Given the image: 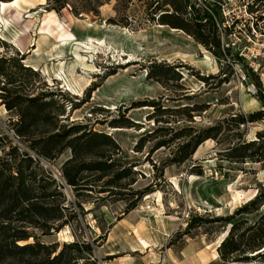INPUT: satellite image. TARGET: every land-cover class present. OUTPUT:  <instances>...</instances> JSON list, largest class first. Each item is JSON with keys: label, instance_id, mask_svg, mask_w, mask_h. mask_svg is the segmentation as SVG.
<instances>
[{"label": "rangeland", "instance_id": "1", "mask_svg": "<svg viewBox=\"0 0 264 264\" xmlns=\"http://www.w3.org/2000/svg\"><path fill=\"white\" fill-rule=\"evenodd\" d=\"M39 2L6 8L0 56H16L37 72L32 84L37 91L54 92L62 123H82L111 135L120 146L115 159L135 172L111 196L65 188L69 200L85 201V213L75 205L79 221L42 235V242L59 243L60 250L77 241L63 258L70 264H264V247L241 252L240 261H223L218 252L233 223L238 239L264 214V156L242 162L224 153L239 132L243 140H257L255 148L264 155V118L233 126L228 139L221 134L219 141L206 140L185 163L170 161L190 138H173L178 130L191 128L195 134L232 115L264 108V54L246 59L228 52L221 58L192 32L162 23L160 16L167 12L189 23L184 0H45L29 9ZM173 4L184 7L177 12ZM88 37L103 42H88ZM65 40L70 45L64 46ZM77 52L95 68L77 63ZM16 119L0 98V135L22 145L9 130ZM129 121L135 125L128 127ZM163 140L169 142L153 149ZM71 156L66 149L45 164L61 178L58 171ZM130 179L136 180L126 184ZM145 188L136 207L126 212L136 190ZM257 195L258 208L235 214L230 222L216 220ZM99 197L107 198L93 203ZM195 216L201 217L200 225L188 229ZM40 260L25 253L13 264Z\"/></svg>", "mask_w": 264, "mask_h": 264}, {"label": "trees", "instance_id": "2", "mask_svg": "<svg viewBox=\"0 0 264 264\" xmlns=\"http://www.w3.org/2000/svg\"><path fill=\"white\" fill-rule=\"evenodd\" d=\"M173 5L177 12L185 6L189 23L171 19L174 17L173 13L168 12L161 14L162 23L192 32L201 42L214 50L217 56L224 58L225 54L221 50V41L217 36L215 23L195 9L192 0H184V6ZM36 75L37 72L21 64L18 57L0 56V98L7 110L17 116L12 124L13 127H9V130L22 143V145L17 144L8 134L0 135L1 264H13L17 255L25 253L41 257L38 263L27 261L26 264H70L69 260L63 261V258L67 249L78 245L77 241L66 243L59 250V243L47 245L41 240L42 235H51L60 231L65 225L69 223L71 225L72 219L76 218L79 221L75 205L78 206L80 213H85L83 204L85 201L69 200L65 188L85 190L87 194L98 190L109 192L108 196H111L116 193V188L124 187L122 183L124 179L135 173L132 165H122L115 159L114 155L120 146L111 135L88 129L87 125L82 123H62L60 115L63 112L61 105L52 97L54 92L37 91L38 87L32 84V79ZM260 100L264 107V93ZM263 118L264 108L248 114L232 115L229 120L219 121L195 134L190 132L191 128L188 133H185L186 130H178L173 138L185 135L190 138L178 146L170 161L177 164L185 163L206 140L219 141L221 134L224 135V139H228L233 126L239 129L242 124ZM129 122L128 127L135 125L134 122ZM233 135L236 137H231L228 142L230 145L224 152L226 156L242 162L247 159L263 160L264 155L259 154L260 147L255 148L257 140H243L239 132ZM2 140L5 142L1 143ZM168 142L169 140L159 141L153 149ZM140 147L141 145L138 144V148ZM66 149H71L72 156L61 166V178H59L45 163L53 164V160ZM135 180L130 179L126 184L130 185ZM100 181L103 183L98 184L97 182ZM147 190V188L137 189L136 198L130 199L125 211L129 212L135 208ZM105 198L107 197H99L93 203L104 201ZM260 201L261 197L257 195L234 214L216 220L224 219L230 222L235 214L258 208ZM104 204L102 202V205ZM200 219L201 217L198 216L193 217L188 223V229L200 225ZM236 227V223H233L229 235L218 248L223 261L231 259L240 261L245 258L240 257L241 252L264 247V214L255 224L245 229L238 239L234 237ZM36 230H40L41 234ZM31 238H33L32 242H30Z\"/></svg>", "mask_w": 264, "mask_h": 264}, {"label": "built area", "instance_id": "3", "mask_svg": "<svg viewBox=\"0 0 264 264\" xmlns=\"http://www.w3.org/2000/svg\"><path fill=\"white\" fill-rule=\"evenodd\" d=\"M192 3L215 23L226 56L232 52L249 59L264 54V0H192ZM252 89L250 92L254 94L256 91Z\"/></svg>", "mask_w": 264, "mask_h": 264}, {"label": "bare ground", "instance_id": "4", "mask_svg": "<svg viewBox=\"0 0 264 264\" xmlns=\"http://www.w3.org/2000/svg\"><path fill=\"white\" fill-rule=\"evenodd\" d=\"M25 1V0H10V1H0V25H7V21H5L3 15L4 12L6 11L7 7H17L18 9L20 8V2ZM42 3L45 0H41ZM8 27V26H7ZM88 42H92V43H102L103 40L102 39H93V37H88ZM62 44L64 46H68L70 45V41H63ZM76 57H77V63H79L81 66H83L85 69L90 70L92 68H95L94 65L89 64V62L86 60V58L84 56H82L81 54H79L78 52L76 53ZM74 67V66H73ZM69 83V82H68ZM209 141V140H207ZM208 143V142H207Z\"/></svg>", "mask_w": 264, "mask_h": 264}, {"label": "crops", "instance_id": "5", "mask_svg": "<svg viewBox=\"0 0 264 264\" xmlns=\"http://www.w3.org/2000/svg\"><path fill=\"white\" fill-rule=\"evenodd\" d=\"M39 4H42L41 2H39V3H36V4H34V5H32V6H30L29 7V9H32V10H34V9H37V7L39 6ZM19 39V38H18ZM17 39V40H18ZM17 42V41H16ZM18 48V47H17ZM20 50V49H19Z\"/></svg>", "mask_w": 264, "mask_h": 264}]
</instances>
